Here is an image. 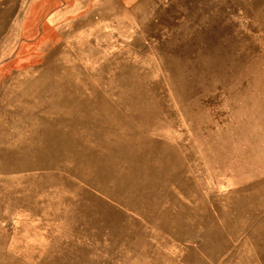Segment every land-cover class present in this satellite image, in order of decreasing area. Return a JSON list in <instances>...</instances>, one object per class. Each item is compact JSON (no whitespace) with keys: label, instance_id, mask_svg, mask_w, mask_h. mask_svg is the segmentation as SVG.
Listing matches in <instances>:
<instances>
[{"label":"rangeland","instance_id":"obj_1","mask_svg":"<svg viewBox=\"0 0 264 264\" xmlns=\"http://www.w3.org/2000/svg\"><path fill=\"white\" fill-rule=\"evenodd\" d=\"M53 1L0 0V264H264V0Z\"/></svg>","mask_w":264,"mask_h":264},{"label":"crops","instance_id":"obj_2","mask_svg":"<svg viewBox=\"0 0 264 264\" xmlns=\"http://www.w3.org/2000/svg\"><path fill=\"white\" fill-rule=\"evenodd\" d=\"M135 1L137 0H54L53 2H58L64 6L58 15L63 22L72 20L96 24L104 19L115 20L118 9H126ZM141 2L142 0L138 1V3ZM58 16L51 18V20H59ZM96 25H92V27Z\"/></svg>","mask_w":264,"mask_h":264}]
</instances>
